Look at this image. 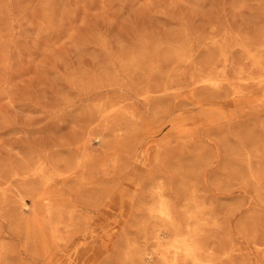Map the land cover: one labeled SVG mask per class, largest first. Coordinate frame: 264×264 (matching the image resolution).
<instances>
[{
  "label": "rangeland",
  "instance_id": "rangeland-1",
  "mask_svg": "<svg viewBox=\"0 0 264 264\" xmlns=\"http://www.w3.org/2000/svg\"><path fill=\"white\" fill-rule=\"evenodd\" d=\"M263 77L264 0H0V264H264Z\"/></svg>",
  "mask_w": 264,
  "mask_h": 264
},
{
  "label": "bare ground",
  "instance_id": "bare-ground-1",
  "mask_svg": "<svg viewBox=\"0 0 264 264\" xmlns=\"http://www.w3.org/2000/svg\"><path fill=\"white\" fill-rule=\"evenodd\" d=\"M263 78H264V77H263ZM49 215H50V214H49ZM50 216H51V215H50ZM40 218H41V217H40ZM40 218H39V219H40ZM173 262H174V261H173ZM173 262H172V263H173Z\"/></svg>",
  "mask_w": 264,
  "mask_h": 264
}]
</instances>
